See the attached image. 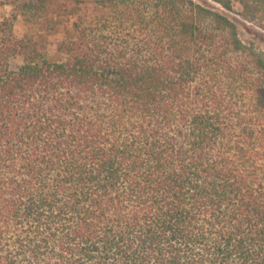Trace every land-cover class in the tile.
<instances>
[{
	"label": "trees",
	"instance_id": "obj_1",
	"mask_svg": "<svg viewBox=\"0 0 264 264\" xmlns=\"http://www.w3.org/2000/svg\"><path fill=\"white\" fill-rule=\"evenodd\" d=\"M79 2L52 54L0 22V264H264V54L191 0Z\"/></svg>",
	"mask_w": 264,
	"mask_h": 264
},
{
	"label": "rangeland",
	"instance_id": "obj_2",
	"mask_svg": "<svg viewBox=\"0 0 264 264\" xmlns=\"http://www.w3.org/2000/svg\"><path fill=\"white\" fill-rule=\"evenodd\" d=\"M80 0H0V22L10 21L12 31L17 38L24 35L41 36L42 46L52 54L56 43L64 36L65 27L76 20L82 13L93 15L95 5L88 4L87 9ZM211 11L224 14L237 27L239 38L264 54V33L250 23L243 21L235 13L223 10L211 0H191ZM79 7V8H78ZM80 9V10H79ZM237 9V8H235ZM21 63V58H13L10 62L14 67Z\"/></svg>",
	"mask_w": 264,
	"mask_h": 264
}]
</instances>
